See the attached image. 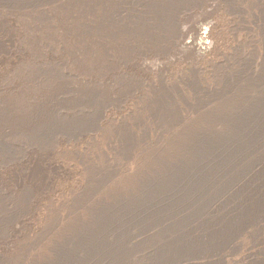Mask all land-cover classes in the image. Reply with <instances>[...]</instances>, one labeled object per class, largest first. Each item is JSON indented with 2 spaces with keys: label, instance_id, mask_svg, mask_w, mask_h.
Here are the masks:
<instances>
[{
  "label": "rangeland",
  "instance_id": "rangeland-1",
  "mask_svg": "<svg viewBox=\"0 0 264 264\" xmlns=\"http://www.w3.org/2000/svg\"><path fill=\"white\" fill-rule=\"evenodd\" d=\"M45 81L66 113L98 114L0 152V203L21 208L5 264H55L109 216L77 264H264V0H0V104ZM18 150L45 167L25 203Z\"/></svg>",
  "mask_w": 264,
  "mask_h": 264
},
{
  "label": "bare ground",
  "instance_id": "bare-ground-1",
  "mask_svg": "<svg viewBox=\"0 0 264 264\" xmlns=\"http://www.w3.org/2000/svg\"><path fill=\"white\" fill-rule=\"evenodd\" d=\"M56 81L60 82V76L56 77ZM50 85L51 83L45 81V83L40 86L43 90L32 97V100L27 105L18 104L16 103L17 101L12 99L0 104V152L8 156V153L12 152L13 149L23 141L31 142L28 146L32 148L30 150H38V146L45 148V144L49 143L55 134L59 132H64L66 135L74 134L84 129L97 116L98 109L95 108L89 112L81 113V115L66 113L62 109V97L58 92V84ZM63 87L64 85H62L60 89ZM83 94L81 99L87 102H91L92 99L97 97V92L94 90L85 91ZM99 101L104 102L103 100ZM217 144L221 145L220 143ZM208 145H210V143ZM218 145H214L213 149ZM17 153L20 156L15 157L12 162L18 161L17 163L20 164H18L19 167H15L13 170V179L17 180L15 185L21 190L19 193L22 192L20 201L25 203V194L29 192L27 181L29 179H35V182L38 184L39 181L37 179L43 177L45 174V167L43 165V157L39 156V154H28L27 151L24 150H18ZM6 178L7 177H5V181ZM2 186L5 187L4 180L0 181L1 203L3 201L1 197L3 193H5L2 190ZM1 203L0 231L8 230L10 224L14 221L16 216H18V213L21 212L18 203L10 204L8 207L4 206L5 202L3 205H1ZM244 217H246V221L253 220L252 213H248L244 215ZM100 223L101 227H98L99 230L95 233L83 234L65 248L60 245L55 253V264H77L80 259L78 254L83 257L85 252L90 253L98 248L101 244L100 238L106 236L103 235L102 231L105 228L114 227L111 216L103 218ZM222 237L214 243L220 242ZM196 243H198V245L194 246ZM202 244L203 241L201 240L195 241L190 239L185 242V239H183L180 249H182L184 254L188 255L194 252L193 250L203 248L201 247ZM103 245L106 247L108 245V240H104ZM163 262L166 263L165 260H163L160 264ZM0 264H5L4 259L0 258Z\"/></svg>",
  "mask_w": 264,
  "mask_h": 264
}]
</instances>
